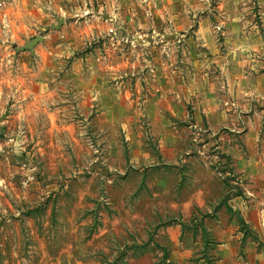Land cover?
Listing matches in <instances>:
<instances>
[{
	"label": "crops",
	"instance_id": "0c3cea01",
	"mask_svg": "<svg viewBox=\"0 0 264 264\" xmlns=\"http://www.w3.org/2000/svg\"><path fill=\"white\" fill-rule=\"evenodd\" d=\"M145 2L153 17L190 16L198 22L193 30H144L145 48L159 47L167 56L171 48L168 42H172L180 59L172 69L169 66L173 64L165 61L158 84H150L138 102L137 97L130 99L129 91H121L122 76L115 71L118 64L113 60L103 56L92 59L88 53L71 57L70 50L77 46L71 39L83 36V32L65 30V17L61 15V30L41 33L34 29L46 20L49 7L56 9L59 4L63 9L64 0H0V83L13 84L11 92H17L10 112L16 117L43 113L46 109H41L40 100L53 97L64 85L67 100L79 99L86 108L95 105L101 115L122 114L125 111L119 102L117 109L110 106L123 93V102L126 98L128 107L147 122L142 132L134 122L138 118L129 117L130 122L124 125L132 140L137 136L141 148L133 161L148 171L176 165L180 181L174 194L192 196L186 201L178 199L173 206L177 215L161 225L159 239L167 252L166 262L264 264V207L260 201L264 195V0ZM52 14L54 19L58 15L57 11ZM119 14V9H111L108 16L117 18ZM53 23L48 22L49 28ZM98 31H108L116 42L113 47L120 43L119 30H89L86 39ZM37 34L43 39L33 46V52L15 51V46L24 45ZM8 63H13L14 75L8 74ZM127 63L130 73L136 61L128 59ZM151 63L157 65L155 60ZM107 68L113 69L112 75ZM143 138L155 141L156 154L146 152L148 143ZM214 163L225 168H221L222 173L208 165ZM153 180L154 189L150 184L149 194L156 195L167 181L162 176ZM207 242L211 245L205 249Z\"/></svg>",
	"mask_w": 264,
	"mask_h": 264
},
{
	"label": "rangeland",
	"instance_id": "374dc122",
	"mask_svg": "<svg viewBox=\"0 0 264 264\" xmlns=\"http://www.w3.org/2000/svg\"><path fill=\"white\" fill-rule=\"evenodd\" d=\"M64 2L63 9L59 4L56 9L49 7L47 22L43 19L34 29L41 33L61 30L62 26H48L49 21L56 23L52 12L57 11L67 19L65 30L83 32V36L71 39L77 44L70 50L71 57L88 53L92 59L103 56L113 60L118 64L115 71L122 76L121 91H129L130 99L137 97L138 102L150 84H158L165 61L173 64L169 66L172 69L180 59L172 42H168L171 48L167 56L159 47L145 48L144 30H193L198 22L190 16L168 20L153 17L145 0H104L101 6L100 0ZM111 9H119L117 18L108 16ZM89 30H119L120 43L113 47L116 42L108 31L90 33L87 40ZM123 30L131 32L128 35ZM140 30L142 34H137ZM128 59L136 61L130 73ZM154 60L156 66H152ZM112 72L107 68L108 75ZM8 74H15L13 63H8ZM1 84L0 264H170L159 239L161 225L177 215L173 206L178 199L186 201L192 196L174 194L180 181L176 165L151 168L150 172L133 161L141 148L137 136L132 140L124 125L138 118L134 122L144 131L147 122L128 107L126 98L123 102L124 94L110 107L117 109L119 102L125 113L101 115L95 105L86 108L79 99L67 100L62 85L53 97L40 100L41 109H46L43 113L16 117L10 112L16 105L17 92H11L14 85ZM143 139L148 143L146 152L156 154L155 141ZM208 165L222 173L219 164ZM154 174L164 177L167 184L159 194L151 195ZM186 182L189 186L192 183L190 179ZM260 201L264 207V195ZM248 233L253 236L252 231ZM210 245L205 243V249ZM206 264L213 262L207 260Z\"/></svg>",
	"mask_w": 264,
	"mask_h": 264
},
{
	"label": "water",
	"instance_id": "95a60500",
	"mask_svg": "<svg viewBox=\"0 0 264 264\" xmlns=\"http://www.w3.org/2000/svg\"><path fill=\"white\" fill-rule=\"evenodd\" d=\"M55 19L56 23H53L50 25V28L52 29H58L63 23H64V18L62 16H58L55 14ZM43 36L42 35H34L30 40L26 41L24 45L22 46H15L14 49L16 52L21 51V50H29L33 52V46L42 41Z\"/></svg>",
	"mask_w": 264,
	"mask_h": 264
}]
</instances>
